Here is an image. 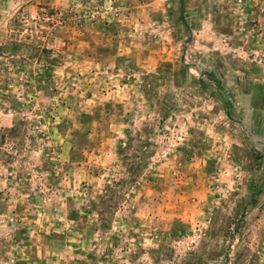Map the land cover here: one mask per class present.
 <instances>
[{
	"label": "rangeland",
	"instance_id": "374dc122",
	"mask_svg": "<svg viewBox=\"0 0 264 264\" xmlns=\"http://www.w3.org/2000/svg\"><path fill=\"white\" fill-rule=\"evenodd\" d=\"M0 264H264V0H0Z\"/></svg>",
	"mask_w": 264,
	"mask_h": 264
}]
</instances>
